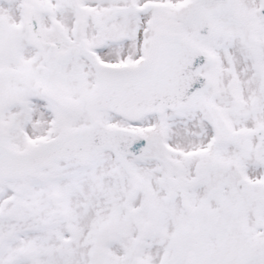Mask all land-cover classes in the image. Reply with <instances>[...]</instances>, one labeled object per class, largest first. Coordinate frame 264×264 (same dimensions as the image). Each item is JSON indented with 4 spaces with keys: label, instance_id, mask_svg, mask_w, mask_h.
Wrapping results in <instances>:
<instances>
[{
    "label": "snow or ice",
    "instance_id": "obj_1",
    "mask_svg": "<svg viewBox=\"0 0 264 264\" xmlns=\"http://www.w3.org/2000/svg\"><path fill=\"white\" fill-rule=\"evenodd\" d=\"M0 264H264V0H0Z\"/></svg>",
    "mask_w": 264,
    "mask_h": 264
}]
</instances>
